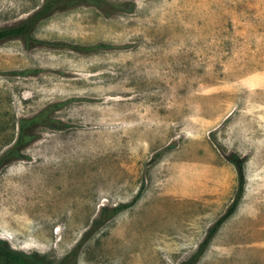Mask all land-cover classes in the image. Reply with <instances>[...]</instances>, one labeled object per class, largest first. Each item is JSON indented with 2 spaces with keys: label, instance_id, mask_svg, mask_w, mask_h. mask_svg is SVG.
I'll list each match as a JSON object with an SVG mask.
<instances>
[{
  "label": "rangeland",
  "instance_id": "rangeland-1",
  "mask_svg": "<svg viewBox=\"0 0 264 264\" xmlns=\"http://www.w3.org/2000/svg\"><path fill=\"white\" fill-rule=\"evenodd\" d=\"M45 0H0V28ZM0 42V238L61 264H264V0H107ZM51 104L25 157L20 120ZM138 202L102 224L104 207Z\"/></svg>",
  "mask_w": 264,
  "mask_h": 264
},
{
  "label": "trees",
  "instance_id": "trees-1",
  "mask_svg": "<svg viewBox=\"0 0 264 264\" xmlns=\"http://www.w3.org/2000/svg\"><path fill=\"white\" fill-rule=\"evenodd\" d=\"M94 5L100 9L116 8L117 10H129V3H110L107 0H45L43 5L29 18L17 25L0 28V42L7 39L21 37L29 45L33 41V32L37 24L57 11L76 7L78 5ZM59 109V105L51 104L31 118L20 120V131L15 145L3 156L2 162L12 156L25 157L23 149L36 137L34 132L38 126L60 128L61 121L53 117V113ZM228 160L234 164L238 175L236 195L227 211L210 227L208 234L201 243L198 251L182 264H195L206 252L207 248L218 234L223 225L237 212L246 189V163L248 158L238 153H230ZM142 196V191L136 198L127 204H122L108 209L104 207L101 216L95 221V225L102 224L122 210L135 205ZM80 255V247H76L68 254L61 264H77ZM0 264H48L44 257L37 254H29L24 251L13 249L10 244L0 238Z\"/></svg>",
  "mask_w": 264,
  "mask_h": 264
}]
</instances>
